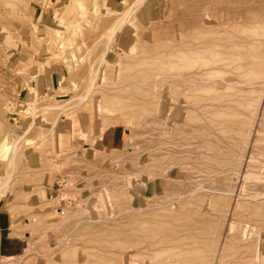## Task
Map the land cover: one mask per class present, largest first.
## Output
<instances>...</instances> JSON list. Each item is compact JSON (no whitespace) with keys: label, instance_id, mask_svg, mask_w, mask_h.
Masks as SVG:
<instances>
[{"label":"rangeland","instance_id":"374dc122","mask_svg":"<svg viewBox=\"0 0 264 264\" xmlns=\"http://www.w3.org/2000/svg\"><path fill=\"white\" fill-rule=\"evenodd\" d=\"M218 1L208 0L202 11L209 17L204 24L209 28L206 35L214 29L207 35L212 41L230 33L231 20L233 27L238 20L245 22L246 1L244 5L236 0ZM196 6L190 12L187 0H0V181L5 176L6 154L28 138L13 163L14 170L11 167L8 173L9 183L0 189V209L15 213L22 229L28 231L26 248L18 256L0 255V264H254L257 253L264 257V195L247 198L264 192L260 190L264 186V41L253 62L257 74L250 80L256 89L247 83H237L235 88V84L206 82L201 89L188 92L192 98H187V104L174 103L182 91V85L175 84L183 82L171 83L173 79L166 74L173 63L193 72L195 65L216 64L220 58L215 46L208 55L193 59L187 55L186 38L181 36L187 35L184 27L198 22L201 15ZM115 27L105 48L106 37ZM215 35L220 39L215 40ZM96 64L99 82L121 81L117 88L124 90L119 98L99 92L97 106L103 109L91 117V101H79L75 95L85 90L87 73ZM51 75L54 85L37 92L34 83ZM130 75L134 78L126 80ZM229 92L242 96L230 97ZM154 94L168 106L159 116L153 108ZM222 94L232 101L238 98V103L246 97L241 105L233 101L239 110L230 112L235 107L226 104L228 99ZM211 96L215 99L207 98ZM216 98L222 99L223 108ZM108 99L117 105L116 114L104 109ZM45 106L50 108L44 111ZM177 108L183 109L181 116L174 114ZM219 110L229 112L222 114L228 118L218 116ZM234 112L242 114L235 118ZM117 114L122 116L116 119ZM214 115L219 121H213ZM232 117L238 122H231ZM194 118L198 120L190 121ZM239 118L246 124L241 120L239 125ZM222 119L231 121L226 124ZM216 121L221 123L219 132ZM221 128L228 133L221 134ZM23 129L26 135L20 140ZM234 129L244 135H238L239 139ZM112 135L116 140L109 145ZM27 146L35 155L33 162L23 155Z\"/></svg>","mask_w":264,"mask_h":264},{"label":"bare ground","instance_id":"6f19581e","mask_svg":"<svg viewBox=\"0 0 264 264\" xmlns=\"http://www.w3.org/2000/svg\"><path fill=\"white\" fill-rule=\"evenodd\" d=\"M91 1V0H90ZM188 1V7H189V9H190V12H191V10H194V6L195 5H197L199 8H198V11H199V13H200V15L201 16H199V19H198V22L195 24V22H194V25H192V26H190V27H188V28H186V27H184L185 29H186V33H187V35L186 36H181V37H185L186 38V43H187V46H188V48H185L186 46H184V48L185 49H187V51H189V54H187V55H192V59H193V57L195 56V55H197V58L198 57H201L202 55H204V53L206 52L207 53V51L209 50V49H211V47L212 46H215V47H217L218 48V54H219V57L220 58H218V56H217V58L219 59V61H218V59L215 57V55L217 54H214V57L216 58V64H213L212 62V64L211 63H209L208 61H207V63H205V61L203 62V63H201L200 65H198L197 67H196V65L194 66L195 68H194V71L193 72H190L188 69H187V67H182V69H178V67L175 65V63H173V61L171 62V64L173 63V65H172V67L170 68V70L168 71V73H166V74H168L169 76H170V78H172L173 80H171V83L172 82H176V80H178V79H182V84L180 83H176L175 85L176 86H180V85H182L181 86V88H182V91H181V93H180V96L179 97H176V98H174L173 99V102L174 103H178L179 105H181V106H183V105H185V104H187V98L189 97V98H192V95H188V92L190 91V93H192V89H198V88H200V87H202V85L204 84V83H206V82H213V83H215V84H217L218 86H219V84L220 83H222V82H224L225 84H227V85H229V84H233L232 86H234V84H235V88H236V85H237V83H243V85L245 84V83H247V84H250V85H252L251 84V81H253V80H251L252 79V77L254 76V75H256L257 74V68L253 65V62H254V60H255V58L257 57V55H258V53H259V50H258V47L260 46V44H261V42L263 43V41H264V0H236V1H238L239 3L241 2V3H243V5H244V3L245 2H243V1H246V3H245V5H244V7H245V14H244V17H242L243 15H241V17L243 18V22H244V19H245V22L243 23V24H241L240 23V21L241 20H238L236 23H237V25L235 26V27H233L234 26V20L232 21L231 20V22H230V33L229 34H227V35H225V34H222L221 35V33H220V31L218 32V30L216 29V31L218 32V34L220 33V37H221V39L218 37L219 35H215L216 37H215V40H217V39H220V40H218V41H212V40H209L207 37V35H212V33H213V30H210V31H212V32H207V35H206V28L207 29H209L208 27H205V20H207L208 18L207 17H204L205 16V14L203 15V8H204V6H206L207 4H208V0H187ZM210 2H211V0H209ZM213 1V0H212ZM220 1V0H219ZM218 1V2H219ZM235 1V2H236ZM252 1H255V4H253L255 7H253V5H251L252 4ZM215 2V1H214ZM217 2V1H216ZM215 2V3H216ZM227 2H229V0L227 1ZM237 2V3H238ZM213 3V2H212ZM221 3V1L218 3V4H220ZM230 3H232V1L231 2H229V4ZM234 3V2H233ZM133 4V3H132ZM217 4V3H216ZM227 5V4H226ZM232 5V4H231ZM187 6V5H186ZM196 6V7H197ZM229 6V5H228ZM234 5H232L231 7H233ZM236 6H239V4L237 5L236 4ZM195 7V8H196ZM227 7V6H226ZM235 7V6H234ZM233 7V8H234ZM131 8V7H130ZM88 11L89 12H91L92 11V6H91V4H89L88 5ZM215 9V8H214ZM231 9V8H230ZM236 9H239V7L238 8H236ZM235 9V10H236ZM243 8L241 7V10H242ZM213 10V9H212ZM195 11V10H194ZM208 11V10H207ZM234 11V10H233ZM155 12V11H154ZM189 12V11H188ZM205 12H206V10H205ZM219 12H221V11H219ZM197 13V12H196ZM126 14V13H125ZM124 14V15H125ZM227 14H228V12H227ZM127 15V14H126ZM199 15V14H198ZM221 15H222V13H221ZM240 15V14H239ZM124 17L125 16H121V18H119L120 20H119V22H120V24L124 21ZM196 17V16H195ZM240 17V18H241ZM212 18V17H211ZM239 18V19H240ZM241 18V19H242ZM217 19V18H216ZM224 20V19H223ZM191 21H192V19H191ZM185 22H187V21H185ZM193 22V21H192ZM210 22V21H209ZM242 22V21H241ZM119 24V23H118ZM191 25V24H190ZM206 25H211V24H209V23H207ZM215 25H217V24H215ZM218 25H220V24H218ZM222 25V24H221ZM224 25V24H223ZM224 26H226V25H224ZM117 27H115V28H113L111 31H109V34L107 35V37H106V47L105 48H107V45H109L108 43H109V41L111 40V38L113 37V34H114V32H115V29H116ZM211 28V27H210ZM212 29V28H211ZM182 31H184V30H181V33H182ZM208 33H210V34H208ZM214 33H215V31H214ZM177 34V33H176ZM217 34V33H216ZM115 35V34H114ZM177 36V35H176ZM214 36V35H213ZM174 37H175V35H174ZM179 39H181V38H179ZM170 40H171V38H170ZM173 40V39H172ZM184 39H182V41H183ZM175 41V40H174ZM177 42H178V40H176ZM175 41V42H176ZM181 41V42H182ZM175 42H173V44L175 43ZM184 42V41H183ZM180 43V44H184V43ZM170 43V44H169ZM168 44L169 45H171V41L169 42ZM177 45H179V42H178V44ZM164 47V46H163ZM167 47H168V45H167ZM166 47V48H167ZM175 47H178V46H175ZM179 47H181V48H183L182 47V45L181 46H179ZM178 47V49H181V48H179ZM137 48V47H136ZM173 48H174V46H173ZM167 49H169V48H167ZM167 49H164V50H167ZM189 49V50H188ZM169 50H171V49H169ZM182 50V49H181ZM162 51V50H161ZM174 51H176V50H174ZM183 51H185V50H183ZM155 52V51H154ZM165 52V51H164ZM168 52V50L166 51V53L165 54H168L167 53ZM176 52H178V51H176ZM170 53V52H169ZM171 53H173V51H171ZM209 54V52L207 53V55ZM212 54V53H211ZM170 55V54H169ZM213 55V54H212ZM102 56V55H101ZM100 56V57H101ZM155 56H157L156 54H155ZM163 56V55H162ZM206 56V55H205ZM46 57V54L44 53L40 58H39V60H40V62L42 61V60H44V58ZM159 57V56H158ZM168 57V56H167ZM170 57V56H169ZM208 57H210V56H208ZM212 57V56H211ZM215 58H213L214 60H215ZM99 59V58H98ZM104 59V58H103ZM177 59V58H176ZM206 59V57H204V60ZM208 59V58H207ZM101 60H102V57H101V59H100V61L99 62H101ZM173 60V59H172ZM189 60V59H188ZM210 60V59H209ZM210 61H212V59L210 60ZM39 62V63H40ZM99 62H97V63H99ZM259 62V61H258ZM260 62H262V61H260ZM170 64V63H169ZM195 64H197V63H195ZM40 65V64H39ZM42 65V64H41ZM169 66V65H168ZM167 66V67H168ZM260 65H258V67H259ZM36 68V67H35ZM34 68V69H35ZM166 68V67H165ZM262 68H263V65H262ZM34 69H33V72H34ZM260 69V68H259ZM99 70H100V68L98 67V64H96V65H94V66H91V68H90V70H89V72L87 73V78H86V88H85V90L83 91V92H79V93H76V97H78V100L79 101H83V102H89V101H91V102H89L90 104L92 103L93 104V106H92V110H91V117H92V114H94V111H96V114L98 115V113H99V111H101L103 108H100L99 106H97L98 105V99H99V92H100V94L102 95V96H104V95H107L106 97H109L108 95L110 94V96H112V97H118L119 98V92H122L123 90H122V88H117V87H119V85H120V82L121 81H117V80H112V81H108V82H99L97 79L99 78ZM165 71H166V69H164ZM168 70V69H167ZM36 71V70H35ZM145 71V70H144ZM158 71V70H157ZM138 72V71H137ZM262 72V71H261ZM162 73V72H161ZM35 75H36V73H34ZM143 74V73H142ZM164 74H165V72H164ZM165 74V75H166ZM258 74H259V72H258ZM32 75H33V73H32ZM134 75H136V74H134ZM263 75V74H262ZM133 76V75H132ZM131 75L130 76H127V77H125V79L126 80H129V79H133L134 77H132ZM145 76V75H144ZM164 76V75H163ZM258 76V75H257ZM137 77V76H136ZM167 77V75L166 76H164V80L165 79H167L166 78ZM138 78V77H137ZM147 78V77H146ZM155 78V77H154ZM153 79V78H152ZM156 79H158V78H156ZM258 79V78H257ZM260 79H262V77L260 78ZM144 80H146V79H144ZM168 80H169V78H168ZM251 80V81H250ZM137 81V80H136ZM192 81H194V82H192ZM148 82V81H147ZM155 82H156V80H155ZM164 82V81H163ZM168 82V81H167ZM180 82V81H179ZM192 82V83H191ZM158 83V82H157ZM168 83H170V82H168ZM194 83L195 84H197V85H195L196 87H193L194 86ZM145 84V83H144ZM163 84V83H162ZM178 84V85H177ZM256 84V83H255ZM264 84V83H263ZM262 84V82H261V86L263 85ZM159 85V84H158ZM175 85L173 84V86H174V88H175ZM207 85V84H206ZM205 85V86H206ZM221 85V84H220ZM254 85V84H253ZM252 85V86H253ZM157 86V85H156ZM161 86H163V85H161ZM161 86H160V88H161ZM224 86H226V85H224ZM158 87V86H157ZM177 88V87H176ZM179 88V87H178ZM177 88V89H178ZM210 88H212V86L210 87ZM251 88V87H250ZM253 88V90L254 89H256V88H254V86L252 87ZM176 89V90H177ZM201 89V88H200ZM213 89V88H212ZM219 88H217L216 90H218ZM238 89H241L240 87L238 88ZM249 89V88H248ZM99 90V91H98ZM228 90V89H227ZM246 90H247V88H246ZM246 90L244 91V89H242V91H244V94L246 93ZM250 90V89H249ZM253 90H251L250 92L252 93H254L255 91H253ZM259 90H261V87L259 88ZM175 91V90H174ZM196 91H198L199 92V90H196ZM195 91V92H196ZM225 91V90H224ZM237 91V90H236ZM239 91V90H238ZM237 91V92H238ZM241 91V90H240ZM194 92V91H193ZM220 92H222V90L220 91ZM219 92V93H220ZM249 92V91H248ZM249 92V93H250ZM260 92H262V91H260ZM111 93L114 95H111ZM203 93V92H202ZM210 93H212V92H210ZM209 93V94H210ZM219 93H217V95H218V97L220 98V96H219ZM238 93H241V92H238ZM248 93V95H250ZM257 93V92H256ZM178 94V93H177ZM177 94H176V96H177ZM205 94H208L207 93V91L205 92ZM227 94H228V92H227ZM229 94H230V92H229ZM160 95H161V93H160ZM159 95V96H160ZM164 95V94H163ZM195 95V94H194ZM196 95H198V93L196 92ZM200 95V94H199ZM212 95V94H211ZM223 95L224 94H222V97H223ZM231 95V94H230ZM235 95H238L237 93H235ZM235 95H231L230 97H233V96H235ZM75 96H73V97H75ZM154 96H155V94H154ZM165 96V95H164ZM200 96H202V95H200ZM200 96H197V97H200ZM204 96V95H203ZM207 96H210V95H207ZM225 96H226V94H225ZM229 96V95H228ZM239 96H242L241 94L240 95H238V97ZM245 97H246V95H244ZM243 96V97H244ZM251 96V95H250ZM249 96V97H250ZM76 97L74 98V100L76 99ZM156 97V96H155ZM158 97V96H157ZM156 97V98H157ZM194 97V99L196 98V96H193ZM213 96H211V97H207L208 99H211ZM215 97H216V95H215ZM237 97V96H236ZM241 98V100L242 101H245V97L244 98ZM257 97H258V94H257ZM257 97L255 98V99H257ZM160 98V97H159ZM159 98H157V99H159ZM189 98H188V100H189ZM201 98V97H200ZM199 98V99H200ZM214 98V97H213ZM225 98H227V97H225ZM225 98L223 97V99L225 100ZM229 98V97H228ZM227 98V99H228ZM73 99V98H72ZM71 99V100H72ZM111 99V98H110ZM156 99V102H154L155 104L154 105H156L155 107H153L154 109H156V114H157V116H159V114H161V112L162 111H164V109H165V107L167 106H165V105H163L162 104V101H161V99H159V100H157ZM194 99H192V100H194ZM203 99V98H202ZM202 99H200V100H198V101H201ZM207 99V100H208ZM215 99V98H214ZM244 99V100H243ZM247 99V98H246ZM77 100V99H76ZM207 100H205V101H207ZM213 100V99H212ZM218 99L216 98V104L217 103H219L220 104V101H222V99L220 100L219 99V101H217ZM237 100H238V98L236 99V100H233L234 101V103L236 104H240L241 105V103H242V101H240L241 103H238L239 102V100H238V102H237ZM247 100H249V99H247ZM106 100H104L103 102H105ZM108 102H106V105L107 106H105L104 107V109H106V110H108L109 112H110V114H116L117 113V109H118V107H117V105L114 103V102H112L111 103V100L109 101V99L107 100ZM191 101V100H190ZM189 101V102H190ZM195 101H196V99H195ZM197 101V102H198ZM211 101V100H210ZM226 101L229 103V104H232L233 103V101L232 100H230V99H228V100H225V103H226ZM236 101V102H235ZM215 102V101H214ZM248 103H253L252 102V100L250 101H247ZM88 103V104H89ZM191 103H194V101H192ZM211 103V102H210ZM222 103H223V101H222ZM222 103L220 104V105H222ZM228 103H226V104H228ZM244 103V102H243ZM247 103V104H248ZM60 104V103H59ZM63 104V103H62ZM102 105H104V103H101ZM198 104H200V103H198ZM208 103H206V105H207ZM212 104V103H211ZM228 104V105H229ZM237 104L235 105V106H237ZM254 104H256V102H254ZM195 105V104H194ZM197 105V104H196ZM202 105V104H201ZM210 105V104H209ZM213 105H215V103L213 104ZM227 105V106H228ZM249 105V104H248ZM246 105L247 107H249V108H251L252 106L251 105ZM62 106V105H61ZM169 106H171V105H169ZM172 106H174V105H172ZM230 106V105H229ZM234 105L232 104V108H234L233 107ZM256 105H254V107H255ZM28 107H29V105H28ZM38 107V106H37ZM46 108H45V110L44 111H46V109H49L50 107L49 106H45ZM53 107H54V105H53ZM168 107V106H167ZM200 107H205V106H200ZM210 107H211V105H210ZM217 107V106H216ZM238 107H239V105H238ZM253 107V108H254ZM33 108H34V106H33ZM57 108V107H56ZM175 108V107H174ZM184 108V107H183ZM189 108V107H188ZM197 108H199V107H197ZM203 108H201V109H203ZM219 108V107H218ZM222 108H223V105H222ZM225 108H227L226 106H225ZM230 108V107H229ZM241 108H243V106L242 107H240V109ZM244 108H245V105H244ZM249 108H247L249 111L248 112H250V109ZM256 108H257V106H256ZM255 108V109H256ZM26 109H27V106H26ZM25 109V110H26ZM41 109H44V107H42L41 106ZM66 109V108H65ZM185 109V108H184ZM194 109V108H193ZM216 108H214V111H217V109L215 110ZM228 109V108H227ZM235 109H237V110H239L237 107H235L234 109H230L231 111L230 112H232V110L234 111ZM246 109V110H247ZM33 110V109H32ZM166 110V109H165ZM167 110H169V108L167 109ZM196 110H199V109H195V111ZM204 110V109H203ZM229 110V109H228ZM254 109H252V111H253ZM27 111V110H26ZM170 111V110H169ZM168 111V112H169ZM183 109H180V108H177L176 110H175V112H174V114L175 115H180V114H182L183 112ZM188 110H186V112H187ZM189 111H190V109H189ZM200 111V110H199ZM219 111H222V113H221V115H220V113H218L219 115L218 116H222L223 117V115H224V113L223 112H225V111H223V110H219ZM245 110H242V113L244 112ZM29 112H33V111H29ZM34 112H35V110H34ZM165 112V111H164ZM167 112V111H166ZM167 112V113H168ZM247 112V113H248ZM253 112H255V111H253ZM253 112H252V114H253ZM59 113V112H58ZM192 113V112H191ZM203 113V112H202ZM201 113V114H202ZM207 113H208V111H207ZM227 112H225V114H226ZM229 113V112H228ZM227 113V114H228ZM239 113V112H238ZM238 113H236V112H234V115L236 114V116H233V117H235V118H238V115H240V113L238 114ZM241 113V114H242ZM247 113H245V115L247 114ZM33 114V113H32ZM35 114V113H34ZM132 114L133 113H130V114H128V113H125V115L126 116H132ZM214 114V113H213ZM216 114V113H215ZM223 114V115H222ZM226 114V115H227ZM231 114V113H230ZM238 114V115H237ZM249 114V113H248ZM251 114V113H250ZM252 114H251V116H252ZM255 114V113H254ZM253 114V115H254ZM118 115H121V114H117L116 115V119H118V118H120V116H118ZM166 115V114H165ZM206 115V114H205ZM212 115V114H211ZM226 115H224V116H226ZM244 114L242 115V116H245ZM105 116V115H104ZM122 116V115H121ZM163 116V115H162ZM181 116V115H180ZM185 116V115H184ZM193 116V115H192ZM203 116H204V113H203ZM218 116H215L214 115V122H215V120H218L220 117H218ZM33 117L35 118V116L33 115ZM57 117V116H56ZM196 117V116H195ZM198 117V116H197ZM196 117V118H197ZM205 118H208V116H204ZM213 117V116H212ZM216 117H218V119H215ZM232 117V121L231 120H226V119H222V120H225V123L226 124H229L230 123V121L231 122H238L237 120H234L235 118H233ZM247 117L249 118V116L247 115ZM54 118V117H53ZM69 118H71V117H69ZM160 118V117H159ZM164 118H166V117H164ZM192 118V117H191ZM202 118V117H201ZM223 118H228V117H223ZM252 117H250V119H251ZM154 119V118H153ZM162 119V118H161ZM171 119V118H170ZM189 119V118H188ZM203 119V118H202ZM208 119H210V118H208ZM128 120V119H127ZM156 120V119H155ZM183 120V119H182ZM198 120V119H197ZM197 120H195V118L194 119H190V121H197ZM207 120V119H206ZM241 120L246 124V120L245 119H240L239 118V125H241L240 124V122H241ZM34 121V120H33ZM154 121V120H153ZM152 121V122H153ZM208 121V123H209V125H210V122H209V120H207ZM219 121V120H218ZM35 122V121H34ZM155 122H157V121H155ZM167 122V121H166ZM181 122V121H180ZM188 122V121H187ZM217 122V121H216ZM41 123V122H40ZM182 123V122H181ZM180 123V124H181ZM218 123L219 122H217V124H216V127H217V125H218ZM247 123H248V120H247ZM250 123V122H249ZM252 123V122H251ZM55 124V123H54ZM155 124V123H154ZM166 124V123H165ZM186 124V123H185ZM219 124H221V123H219ZM244 124V125H245ZM29 125V124H28ZM52 126H50V127H53L54 125L53 124H51ZM181 125H183V123L181 124ZM186 125H188V124H186ZM211 125H212V121H211ZM158 126V125H157ZM185 126V125H184ZM188 126H190V125H188ZM192 126V125H191ZM207 126V125H206ZM225 126L226 125H224V127H222V128H224V129H227V130H229V131H231V129H232V126L231 127H226L225 128ZM230 126V125H229ZM160 127H161V125H160ZM182 127V126H181ZM193 127V126H192ZM192 127H190V128H192ZM195 127H193L192 129H194ZM202 128V127H201ZM201 128H199V129H201ZM205 128H207V127H204V129ZM212 128H213V126H212ZM220 128V127H219ZM219 128L217 127V130H218V132L220 131L219 130ZM221 128V129H222ZM231 128V129H230ZM50 128H48V130H49ZM53 129V128H52ZM159 129V128H158ZM162 129V128H161ZM169 129H170V127H169ZM179 129V128H178ZM195 129H197V128H195ZM198 129V130H199ZM208 129V128H207ZM210 129H211V127H210ZM224 129H222L223 131H221V134H226V132L228 133V131L227 130H225L224 131ZM247 129V128H246ZM47 130V131H48ZM73 130V129H72ZM164 130V129H163ZM181 130V129H180ZM183 130V129H182ZM191 130V129H190ZM190 130H186V132H188V131H190ZM198 130H196L197 132H198ZM209 130V129H208ZM216 130V129H215ZM234 130H236V129H234ZM27 131V130H26ZM25 131V129H23V131H22V133L21 134H19L20 136H18V139H20L23 135H24V133L26 132ZM52 131L53 130H51L50 129V132L52 133ZM232 131H233V129H232ZM241 131V130H240ZM240 131L239 130H236V132L234 133L233 132V134H236V136L238 137V135H244V133L242 132L241 134H239L240 133ZM159 132H161V131H159ZM179 132V131H178ZM185 132V131H184ZM183 132V133H184ZM192 132H195V131H192ZM210 132H212V130L210 131ZM223 132H225V133H223ZM237 132H239V133H237ZM48 133V132H47ZM263 133V132H262ZM182 134V133H181ZM180 134V135H181ZM185 134V133H184ZM187 134H190L189 132L187 133ZM207 134H208V132H207ZM207 134H205L206 136H207ZM25 135H26V133H25ZM50 134H48L47 136H49ZM158 135V134H157ZM192 135H194V134H192ZM196 136H197V134H195ZM211 135H213L212 133H211ZM242 135V136H243ZM245 135H246V131H245ZM45 136V135H44ZM47 136H45V137H47ZM52 136V135H51ZM161 136H162V134H161ZM184 136V135H183ZM201 135H199V137H200ZM215 136V135H214ZM228 136V135H227ZM226 136V138H228ZM234 136V135H233ZM235 136V137H236ZM248 136V135H247ZM263 136V135H262ZM43 137V136H42ZM182 137V136H181ZM185 138H186V136H184ZM193 137V136H192ZM213 137V136H212ZM216 137V136H215ZM214 137V138H215ZM48 138V137H47ZM201 138V137H200ZM208 138V137H207ZM224 138V137H223ZM239 138V137H238ZM244 138V137H243ZM243 138H242V140H243ZM264 138V137H263ZM96 139V138H95ZM240 139V138H239ZM248 139V138H247ZM258 139H260V137L258 138ZM21 140V139H20ZM27 140H28V138L27 139H25V138H23V140L21 141V143L20 144H17V145H14V147H11V149H10V151L6 154L7 156L5 157V163H4V169L3 170H5V176L1 179V181H0V189L1 188H5L6 187V184H7V182L9 183V180L7 181V179H8V177H10V175L11 174H8L10 171H11V167L13 166H15L13 163H14V161L16 160V158H17V155H18V153L20 154V149L22 150V146H23V141L25 142V144H27ZM227 140V139H226ZM241 140V141H242ZM264 140V139H263ZM17 141V140H16ZM205 141V140H204ZM236 141V140H235ZM234 141V142H235ZM202 142H203V140H202ZM206 143V144H205ZM259 143V142H258ZM262 143V142H261ZM39 144V143H38ZM203 144H205V146L204 147H206V145L208 144L207 142H204ZM210 144V143H209ZM214 144V143H213ZM234 145V144H233ZM12 146V145H11ZM211 146V145H210ZM210 146H209V148H210ZM235 146V145H234ZM236 146H238V143L236 144ZM263 146V145H262ZM218 148V147H217ZM223 148H225V147H223ZM32 149V148H31ZM210 149H213V148H210ZM264 149V148H263ZM209 150V149H208ZM219 150L220 149H218V151H217V153L219 152ZM216 151V150H215ZM227 152V151H226ZM230 152H232V151H230ZM234 152V151H233ZM220 153V152H219ZM263 153H264V150H263ZM207 153H205V158L207 159V155H206ZM223 154V153H222ZM231 154H233V153H231ZM230 154V155H231ZM23 155H25V160L28 158V159H31V161L33 162V160L35 159V155H34V157H32V155H31V152H30V149H29V147L27 146V147H25V150H24V154ZM208 155H210V154H208ZM225 155V154H224ZM234 155V154H233ZM211 156V155H210ZM225 156H227V155H225ZM232 156V155H231ZM237 156V155H236ZM263 156H264V154H263ZM20 157V156H19ZM234 157V156H233ZM241 157V154H240V156H239V158ZM243 157V156H242ZM216 158V157H215ZM225 158V157H224ZM235 158V157H234ZM222 161H223V158H220ZM252 159V158H251ZM221 160H220V163H222L221 162ZM227 162H229L230 160L227 158ZM235 160H236V158H235ZM238 160V159H237ZM28 161V160H27ZM50 161H51V158H50ZM218 161H219V158H218ZM232 161V160H231ZM32 162H27L28 163V165H33V163ZM53 162V161H52ZM226 162V163H227ZM229 163H231V162H229ZM228 163V164H229ZM251 163H253V162H251ZM264 162H262V164H263ZM18 164H20V163H18ZM260 164H261V162H260ZM2 165V164H1ZM27 165V166H28ZM226 165V164H225ZM218 166V165H217ZM220 166V165H219ZM257 166V165H256ZM12 167V170H14V168ZM22 167V166H21ZM205 167V166H204ZM16 170V169H15ZM258 170V169H257ZM256 170V171H257ZM252 171V170H251ZM259 171H260V167H259ZM261 172V171H260ZM256 174H257V172H255ZM258 174L260 175V173L258 172ZM9 175V176H8ZM160 175V174H159ZM258 175V176H259ZM264 175V173H262V175L261 176H263ZM256 178H261V177H256ZM264 178V177H263ZM264 181V180H263ZM254 183V182H253ZM216 184V183H215ZM255 184V183H254ZM254 184H253V186H254ZM256 185V184H255ZM263 185H264V183H263ZM8 186H9V184H8ZM202 186V185H201ZM197 188H201V187H198V185L196 186ZM257 187V186H256ZM8 188V187H7ZM195 189L194 188V190L195 191H198V189ZM205 188V187H204ZM218 188V187H217ZM253 188V187H252ZM257 188H259V187H257ZM206 189V188H205ZM208 189V188H207ZM219 189V188H218ZM250 189V188H249ZM192 190V189H191ZM260 190H264V186H263V188H261ZM2 191V190H1ZM3 191H5V190H3ZM3 191H2V194H3ZM195 191H193V192H195ZM247 191V190H246ZM229 192H231V191H229ZM228 193V192H227ZM263 193V194H262ZM260 192V191H258V192H256V193H251V194H249L248 196H247V198H250L249 196H252L253 198L252 199H256V198H254L255 196H257V195H259V194H261V195H264V192ZM247 194V193H246ZM206 195V194H205ZM210 195V194H209ZM210 197V196H209ZM258 197V196H257ZM260 198V197H259ZM204 199V198H203ZM264 202V201H263ZM200 206V205H199ZM258 208V207H257ZM122 211V210H121ZM57 212V211H56ZM123 212V211H122ZM57 213H61V211H59V212H57ZM81 214V213H80ZM82 215V214H81ZM80 217V216H79ZM104 218V217H103ZM96 219V218H95ZM234 223V222H233ZM86 224V223H85ZM256 225V224H255ZM254 225V226H255ZM231 226H233V225H230L229 227H231ZM263 226V225H262ZM234 227H236L235 225H234ZM245 227V226H244ZM258 228L259 227H257V229L256 230H258ZM231 229V228H230ZM243 230V229H242ZM254 230V229H253ZM247 231V230H246ZM243 232V231H242ZM245 232V231H244ZM255 233V232H254ZM253 233V234H254ZM255 234H257V233H255ZM243 235V234H242ZM246 235V234H245ZM244 235V236H245ZM257 236V235H256ZM246 237V236H245ZM244 237V238H245ZM259 237V236H258ZM249 249V248H248ZM246 251V250H245ZM248 251H250V250H248ZM247 251V252H248ZM242 252V251H241ZM257 252V251H256ZM251 254H253V252L251 253ZM255 254V253H254ZM214 255V254H213ZM125 256V255H124ZM251 257H253V256H255V255H250ZM214 257V256H213ZM119 258V257H118ZM121 259H123V256H122V258ZM252 259V258H251ZM76 262H77V260H75ZM115 261H117V260H115ZM229 261V260H228ZM253 262H254V264H261V263H264V257L263 256H260L258 253L256 254V258L254 257L253 258V260H252ZM230 262V261H229ZM86 263V262H85ZM111 263V262H110ZM113 263V262H112ZM123 263V262H122ZM121 263V264H122ZM82 264V263H81ZM109 264V263H108ZM144 264V263H143Z\"/></svg>","mask_w":264,"mask_h":264},{"label":"crops","instance_id":"0c3cea01","mask_svg":"<svg viewBox=\"0 0 264 264\" xmlns=\"http://www.w3.org/2000/svg\"><path fill=\"white\" fill-rule=\"evenodd\" d=\"M37 92L50 89L54 85L53 76L49 78H40L34 83ZM114 135L109 139V145H113ZM112 143V144H110ZM1 208V206H0ZM18 217L15 213L0 209V255L5 257H14L21 255L26 248V237L28 231L22 229L18 223ZM14 226V228H13Z\"/></svg>","mask_w":264,"mask_h":264}]
</instances>
